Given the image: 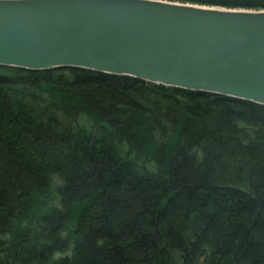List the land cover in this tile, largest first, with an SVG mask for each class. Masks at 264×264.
<instances>
[{"label":"trees","instance_id":"16d2710c","mask_svg":"<svg viewBox=\"0 0 264 264\" xmlns=\"http://www.w3.org/2000/svg\"><path fill=\"white\" fill-rule=\"evenodd\" d=\"M0 264H264V104L0 65Z\"/></svg>","mask_w":264,"mask_h":264},{"label":"water","instance_id":"95a60500","mask_svg":"<svg viewBox=\"0 0 264 264\" xmlns=\"http://www.w3.org/2000/svg\"><path fill=\"white\" fill-rule=\"evenodd\" d=\"M0 65L87 68L264 104V8L0 0Z\"/></svg>","mask_w":264,"mask_h":264},{"label":"rangeland","instance_id":"374dc122","mask_svg":"<svg viewBox=\"0 0 264 264\" xmlns=\"http://www.w3.org/2000/svg\"><path fill=\"white\" fill-rule=\"evenodd\" d=\"M53 202L56 203V199Z\"/></svg>","mask_w":264,"mask_h":264}]
</instances>
